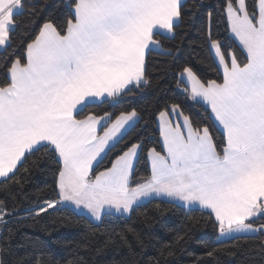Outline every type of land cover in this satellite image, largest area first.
Segmentation results:
<instances>
[{"label": "snow or ice", "instance_id": "snow-or-ice-1", "mask_svg": "<svg viewBox=\"0 0 264 264\" xmlns=\"http://www.w3.org/2000/svg\"><path fill=\"white\" fill-rule=\"evenodd\" d=\"M184 7L183 0H72L63 25L43 22L25 42L24 58L13 55L4 61L0 191L6 199H0V226L7 235L0 253L13 238L8 220L18 215L16 203L41 157L55 158L59 167L56 199L46 200L36 216L57 209L103 223L112 216H131L145 202H179L214 218L224 238L220 247L239 239L237 234L264 233V0H223L220 6L227 39L243 59L212 35L208 14L206 40L218 79L176 66L177 86L187 81L186 98L204 109L210 124L194 123L172 105L158 113L162 151L134 141L110 167L93 171L101 154L121 143L141 119L136 110L114 116L103 106H114L149 83L148 55L160 47L157 36L176 38ZM34 8L29 0H0V52L5 56L13 48L18 19ZM98 107L102 111H93ZM141 152L150 161V174L142 177L135 174ZM127 232L135 235L133 229ZM127 232L111 234L102 247L86 249L88 256L77 252L65 264H91L92 255H103L118 243L127 245L130 255L110 264H136L138 253ZM183 239L178 235L176 244ZM33 243V252L17 264H59ZM175 252V246L164 245L147 264H172ZM206 256L211 259L203 264H219L216 246ZM0 264L5 262L0 259Z\"/></svg>", "mask_w": 264, "mask_h": 264}, {"label": "trees", "instance_id": "trees-1", "mask_svg": "<svg viewBox=\"0 0 264 264\" xmlns=\"http://www.w3.org/2000/svg\"><path fill=\"white\" fill-rule=\"evenodd\" d=\"M29 2L35 5V8L26 10L18 19L19 27L13 37L12 50L7 56L0 52V82L5 78L4 61L11 59L13 55L23 59L25 42L43 22L53 21L63 25L68 17V5L72 0ZM222 3L223 0H185V15L176 29V38L170 39L165 34L157 36L161 49H153L148 55L146 79L149 83L114 106H103L114 116L122 111L136 110L141 119L121 143L108 150L94 168V172L98 173L110 167L121 150L134 141H141L149 148L156 147L158 151H162L157 127L158 113L172 105H179L180 110L190 116L194 123L210 124L204 109L198 105L194 106L193 102L186 98L183 92L186 86L183 83L177 86L175 69L177 65H188L201 78H219L220 73L206 40L209 13L212 14V35L220 38L225 46L235 49L236 55L243 59L236 43L227 39L230 34L225 30L220 9ZM93 111L100 112L102 109L98 107ZM210 132L219 141L216 129L210 127ZM57 167L59 165L55 158L41 157L39 167L32 170L25 182L23 192L16 203L18 215L12 216L7 224V229H11L14 235L6 252L0 253V259L5 264H17L18 260L27 257L33 252V242H38L43 251L59 264H65L67 260L73 259L77 252L88 256L86 249L102 247L111 234L127 232L128 229H133L135 233L134 235L133 232H127V236L132 249L138 253L134 257L136 264H147L150 257H158V250L164 245L175 246V255L170 258L172 264H203L204 260L211 259L206 253L212 246L218 248L219 264H264V233L229 240L227 248L220 247L221 241L214 226V218H209L204 210H192L176 203L146 202L127 218L112 216L103 223H89L88 219H82L80 215L57 209H49L47 213L36 216V210L43 206L46 200L56 199L54 182ZM135 174L141 177L150 174L146 152H141ZM0 199H6L2 191ZM9 203L11 204V201ZM5 235L6 230L0 226V244L3 243L2 237ZM137 235L143 241V247L138 244ZM178 235H184L179 245L176 244ZM229 250L235 252V255H227ZM129 255V247L118 243L116 247L106 249L103 255H92L91 264H110L114 258H128Z\"/></svg>", "mask_w": 264, "mask_h": 264}, {"label": "crops", "instance_id": "crops-1", "mask_svg": "<svg viewBox=\"0 0 264 264\" xmlns=\"http://www.w3.org/2000/svg\"><path fill=\"white\" fill-rule=\"evenodd\" d=\"M185 0H183V2H184ZM165 35H168L169 36V34H167V33H165ZM159 49H161L160 47H157V48H155V50H159ZM185 86H189L188 85V83H187V81H185L184 83H183ZM162 145V144H161ZM106 151H107V149L105 150V153H106ZM105 153H103V154H105ZM102 155V154H101ZM149 168H150V161H149ZM146 203V202H145ZM176 204H179L180 206H183V207H185V208H189V209H191L190 207H188V206H184V205H182V204H180L179 202H176ZM200 210H203V209H200ZM205 211V210H204ZM260 232H256V233H246V234H237L239 237H245V236H253V235H257V234H259ZM219 240L220 241H223L224 240V238L223 237H220L219 236Z\"/></svg>", "mask_w": 264, "mask_h": 264}, {"label": "rangeland", "instance_id": "rangeland-1", "mask_svg": "<svg viewBox=\"0 0 264 264\" xmlns=\"http://www.w3.org/2000/svg\"><path fill=\"white\" fill-rule=\"evenodd\" d=\"M107 152H108V150L106 151L105 154L102 153L101 157L98 158V160H97L96 163H94V165H93V170H94V168L98 165V163H99V162L105 157V155L107 154ZM58 207H59V206H58Z\"/></svg>", "mask_w": 264, "mask_h": 264}]
</instances>
